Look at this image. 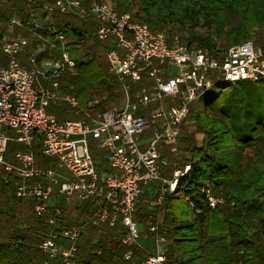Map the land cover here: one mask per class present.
<instances>
[{
    "label": "built area",
    "instance_id": "built-area-1",
    "mask_svg": "<svg viewBox=\"0 0 264 264\" xmlns=\"http://www.w3.org/2000/svg\"><path fill=\"white\" fill-rule=\"evenodd\" d=\"M56 13L95 24L94 36L106 43L119 104L101 110V98L93 97L82 110L73 86L63 91L60 78L76 75L82 57H73L72 39L53 25ZM14 28L27 36L16 35ZM6 29L10 35L0 39L5 61L0 64V177L47 230L37 245L42 264H76L90 228L102 231L107 248L125 246L123 259L130 264H164L169 251L164 200L177 192L178 179L190 166L177 168L162 150L167 147L177 158L181 128L205 90L241 81L264 85V43L248 39L222 51L197 40L182 41L179 35L170 39L130 12L118 11L110 0H26L24 16L10 17ZM60 102L73 117L59 121L48 111ZM37 140L47 166L37 164ZM10 142L26 150L9 156ZM170 165L167 179L163 171ZM199 191L210 208L224 203L208 181ZM146 193L148 211L140 222L137 209ZM69 207L75 208L73 219L62 223ZM93 246V254H102L99 241Z\"/></svg>",
    "mask_w": 264,
    "mask_h": 264
},
{
    "label": "trees",
    "instance_id": "trees-1",
    "mask_svg": "<svg viewBox=\"0 0 264 264\" xmlns=\"http://www.w3.org/2000/svg\"><path fill=\"white\" fill-rule=\"evenodd\" d=\"M53 1L41 0L46 3ZM88 1L82 0L85 4ZM18 6L17 15L23 17L26 0H19ZM116 9L120 12L133 11L130 12L132 18L146 23L153 31L165 33L166 27L176 24L182 41L197 40L212 49L215 45L206 42L195 32L199 19H203L208 28L215 29L225 48L248 40L254 29L264 32L261 31L264 28V0H129L126 10ZM5 16L0 11V19ZM53 25L58 32L72 39L70 47L77 55L82 50L84 58L78 64L76 75L64 74L60 78L63 91L72 85V93L82 110L88 109L93 97L101 98V110L111 102L121 100L120 92L115 89L118 84L108 70L106 43L94 36L95 24L82 21L72 13H56L53 15ZM184 32L188 37L182 35ZM0 64L5 65V61L2 59ZM221 106L215 105L214 100L208 101L204 111L195 115L197 129L203 134V145L198 146L184 134L181 136L180 150L189 152L190 157L177 160L176 167L182 170L189 165L190 168L186 175L178 179L177 192L182 190L189 195L195 218L192 223L174 225L177 220L187 216L184 211L180 213L182 207L170 203L176 199L173 194H167L162 225L170 245L164 264H264V217L251 222L248 217L253 209L247 203L264 200V124H257L248 138L233 140L229 133V120ZM48 111L54 112L59 121L74 116L63 102L49 107ZM39 147L37 140L33 147L37 164L47 166V161L39 154ZM232 148L253 149L254 154L248 157L244 165H232L228 157L215 156L217 152ZM16 150L25 151L26 148L10 142L7 153ZM162 151L166 153V150ZM169 174L166 172L165 175ZM206 181L212 193L223 198V204L215 208L208 206L199 191ZM231 202L233 206H230ZM18 205L30 208L26 201L15 198L11 185L0 178V264H42L44 256L37 245L47 238V230L42 220L33 215L37 220L35 222L41 225H29L27 229L15 227ZM196 209H199L198 213ZM140 210L137 209L136 215L142 222L146 214L144 210L139 215ZM217 241H225L226 245L220 252L213 253L208 247ZM99 246L102 248L100 255L91 252L93 245L79 248L76 264H130L123 259L125 246L114 244L113 248H107L103 240Z\"/></svg>",
    "mask_w": 264,
    "mask_h": 264
},
{
    "label": "rangeland",
    "instance_id": "rangeland-1",
    "mask_svg": "<svg viewBox=\"0 0 264 264\" xmlns=\"http://www.w3.org/2000/svg\"><path fill=\"white\" fill-rule=\"evenodd\" d=\"M110 1L113 3V5L116 8L124 10L127 7L129 0H110ZM18 3L19 0H0V11H2L6 15L4 18L0 19V39L4 36L10 35L9 33L6 32L7 31L6 27L8 24V19L13 15L18 14L17 12L20 8L18 6ZM128 12H133V11L128 10ZM263 30L264 28H262L261 31ZM164 31L168 37L181 35V32L178 31V25L176 24H170L168 27H166ZM14 32L16 35L26 36L23 35L26 34V32L22 29L19 30L18 28H14ZM195 32L199 36H202L206 42L208 41V43H210L211 45L214 44L215 47L213 49L218 48L219 50L222 51L226 49L223 45L222 40H220L215 34V29L208 28L203 19H199L198 25L195 28ZM182 35L185 38L188 37V34L185 32ZM249 39L254 40V42H256L257 44L264 43V32L260 33V31H256L254 29L250 32ZM80 54L79 55L76 54L73 57L78 59L82 57L80 60L81 62L84 61L82 50ZM1 62L2 59L0 55V63ZM115 89L117 92H119L117 87ZM211 100H214L215 105H220V106L222 105L221 109L229 120V128H230L229 133L232 136L233 140H243L248 138L251 134L252 129L257 124H264V85L263 84H255L249 81H241L238 82L235 86L231 85V86L212 87L202 92L199 98L194 102L190 112L191 116L187 118V122L186 124L183 125L182 128V131H184V136H187L188 138L194 140V142L197 145L201 144V141L203 140L202 139L203 134L197 129L195 115H198V112L200 111H204L205 104ZM119 103L120 100H117L116 102L115 101L111 102L109 106L117 105ZM90 141L92 145L94 141L93 140ZM181 146H182V142H181ZM186 152L187 151L181 150L180 153H186ZM252 154H254L253 149L234 150V148H232L226 151L217 152L215 153V156L228 157V161L232 165L233 164L244 165L248 157L251 156ZM8 155L11 156V154ZM181 160L184 159L182 158ZM181 160L180 162H182ZM173 161L174 159L170 158V163H172ZM165 170H167L169 173H172L173 170L172 165L165 167ZM165 170L163 171V177H165L164 176ZM167 178L170 179L171 175L170 174L167 175ZM187 197L189 198V195L185 196L182 193V195H180V198L173 199L172 202L177 204L179 207H182V209L180 208L181 209L180 213L184 211L185 216H187V218L189 217L191 218L193 217L194 213L192 211L191 206H189V202L186 199ZM247 203L250 206H252L253 209V211L251 210V213L249 214L248 217L250 221L255 219L260 221L264 217V200L263 199L251 200ZM17 210H18L17 211L18 214L14 222L15 227H18L20 224L36 225V226L40 224V222H35L36 219L33 218L32 216L33 214L31 213L30 208H28L26 205H24L23 207L22 206L18 207ZM142 211L143 209L140 210V212ZM140 212H138V214H140ZM31 221L34 222L31 223ZM141 226L142 225H139V230ZM88 231L89 230H87V232ZM90 245H92V243L88 241L86 243L84 242V245L82 247H86V246L90 247ZM224 245H226L225 241H217L215 242V244L210 245L208 249L213 253H218L221 251V248ZM92 248H90V250H92ZM263 260H264V251H263Z\"/></svg>",
    "mask_w": 264,
    "mask_h": 264
},
{
    "label": "crops",
    "instance_id": "crops-1",
    "mask_svg": "<svg viewBox=\"0 0 264 264\" xmlns=\"http://www.w3.org/2000/svg\"><path fill=\"white\" fill-rule=\"evenodd\" d=\"M23 35H26L27 36V34H23ZM21 62L25 64V58L24 57H21ZM186 122L184 124H186ZM182 128H183V126H182ZM182 128H181V136L184 134V131H182ZM181 136H180V139H181ZM180 139H179V152H178L177 158H173V155L168 152L167 148H163V150H166V155L168 157L165 154L164 155L167 158H169V160H170V158H173L177 162V160H179V159H182L183 158L185 160V159H188L190 157L189 152L180 153L181 152V150H180V146H181ZM201 145H203V141H201V144L198 145V146H201ZM91 147H92V150H93L94 155L96 156V158L99 159L100 161H103L102 157L100 156V153L97 150H95V144L94 143L91 145ZM163 153H165V152H163ZM11 154H13V153H11ZM166 172H168V171L165 170V172H164L165 178H167V176L165 175ZM167 179H169V178H167ZM181 191L176 192L175 194H173V196L175 198H177V197L180 198V195H182V193L186 196V194L183 191L182 192ZM147 197H148L147 193L144 194V195H142L141 202L139 203V206H138L139 209H141V210L143 209V211L145 210L144 212L148 211V208H147L148 205L145 203L146 200H147ZM186 199L189 202V198L187 197ZM172 201H173V199L170 201V203H173ZM20 202H23V201H20ZM18 206L19 207H21V206L23 207L24 205H18ZM189 206H192V204L190 202H189ZM30 210H31V208H30ZM74 211H75V208H73V207H69V208L65 209L64 212H63V222L62 223H69L70 221H72L73 216H74ZM142 212H140L139 215H141ZM194 218H195L194 215L191 218L190 217L189 218L184 217V219H181L179 221L177 220L174 223V225L179 226V225H182V224H185V223H192L194 221ZM22 225L26 226L25 228H22V229L29 228V225H25V224H20L18 227L21 228ZM88 230L89 231L84 234V237H83V240L84 241L82 242V245L80 247H82L84 245V242L86 243V242L90 241L92 243V245H93V243L95 241H99L100 242V241H102L104 239V234L102 233L101 230H99V229H92V228H90ZM146 242H147V245L150 247V242L147 239H146ZM168 243H169V241H168ZM169 245H170V243H169Z\"/></svg>",
    "mask_w": 264,
    "mask_h": 264
}]
</instances>
